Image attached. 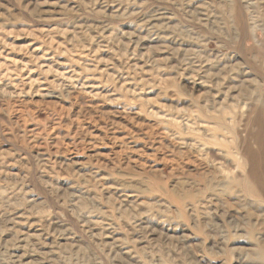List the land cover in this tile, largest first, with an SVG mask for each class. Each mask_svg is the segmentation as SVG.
Returning a JSON list of instances; mask_svg holds the SVG:
<instances>
[{
	"label": "rangeland",
	"instance_id": "rangeland-1",
	"mask_svg": "<svg viewBox=\"0 0 264 264\" xmlns=\"http://www.w3.org/2000/svg\"><path fill=\"white\" fill-rule=\"evenodd\" d=\"M263 84L264 0H0V264H264Z\"/></svg>",
	"mask_w": 264,
	"mask_h": 264
},
{
	"label": "bare ground",
	"instance_id": "bare-ground-1",
	"mask_svg": "<svg viewBox=\"0 0 264 264\" xmlns=\"http://www.w3.org/2000/svg\"><path fill=\"white\" fill-rule=\"evenodd\" d=\"M263 88H264V84H263ZM256 100V99H255ZM244 141V140H243ZM243 182V181H242ZM243 183H245V182H243ZM251 186V185H250ZM264 255V254H263Z\"/></svg>",
	"mask_w": 264,
	"mask_h": 264
}]
</instances>
